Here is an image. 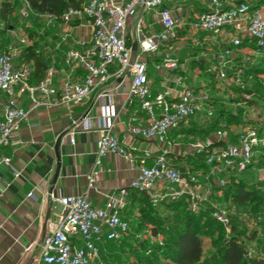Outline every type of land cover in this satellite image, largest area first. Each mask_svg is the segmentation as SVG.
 <instances>
[{
  "label": "built area",
  "instance_id": "1",
  "mask_svg": "<svg viewBox=\"0 0 264 264\" xmlns=\"http://www.w3.org/2000/svg\"><path fill=\"white\" fill-rule=\"evenodd\" d=\"M11 1L16 4L17 16L28 27H31L30 17L43 21L46 27L56 22H86L90 34L86 44L65 50L62 61L69 73L56 85L52 82L51 68H46L37 82H30V64H16L18 53L0 48V148L14 142L13 134L27 118L28 109L20 105V95L27 98L29 110L55 106L69 111L82 102H96L100 111L93 128L86 115L73 122L75 129L97 134L94 141L96 171L100 169L101 159L109 154L135 163L136 173L127 188L144 193L151 204L185 196L187 208L192 212L197 211L204 200L196 186L200 183L223 186L230 174L245 170L260 149H264V134L254 128L239 131L234 142H229L227 130L216 129L187 145V155L204 153L206 171L192 173L185 168L182 176L179 166L172 163L173 142L169 139L172 131L188 126L189 121L212 116V111L205 108L208 98L202 94L206 86L185 83L179 65L188 61V55L178 58L171 42L187 33L180 47L190 40L194 52L206 58L205 72L209 76L242 90L251 75L244 73V68L235 65V61L244 53L252 59L251 65L256 59L264 58V14L260 7L253 8L242 0H205L203 8L191 16L181 6L164 5L163 0H80L78 6H69L56 17L32 11L27 0ZM138 11L153 13L149 27L156 25L157 28L144 35L142 23L137 19L133 42H128L126 26L130 19L136 18ZM2 27L0 19V44ZM6 31L10 38L17 36L13 28ZM198 33L206 35L210 43L198 39ZM76 68L81 69L82 74L73 79L71 72ZM153 74H157L158 79L154 80ZM125 77L124 103L129 105L135 101L145 116L131 117L127 132L132 137L152 141L157 147L155 153L145 148L135 157L136 147L125 145L114 132L117 112L106 85L113 79ZM250 96L242 91L243 100L236 104L243 105ZM69 141L72 142L71 137ZM9 163V156L0 155V164ZM9 169L18 176L11 167ZM96 171L86 175L88 189L93 186ZM126 195V188L109 192L103 207L93 206L85 195L58 197L56 201L63 212L54 223H48L49 232L39 241V261L104 264L102 241H117L128 230L127 221L120 217ZM235 209L233 204L218 206L211 215L227 230L229 215Z\"/></svg>",
  "mask_w": 264,
  "mask_h": 264
},
{
  "label": "crops",
  "instance_id": "2",
  "mask_svg": "<svg viewBox=\"0 0 264 264\" xmlns=\"http://www.w3.org/2000/svg\"><path fill=\"white\" fill-rule=\"evenodd\" d=\"M163 2L170 7L181 6L186 13L193 16L203 8L205 0ZM147 16H151L152 20L150 22L145 20L144 26L142 25L143 34L149 35L157 28L156 25L149 27L153 21V13L138 11L136 18L130 19L127 23L126 41L133 42L132 33L136 20L144 21ZM36 34L40 44H53L43 52L38 51L45 59L46 68L53 70L52 82L56 85L69 73L62 61L65 50L86 44L90 27L86 22L72 24L56 22L45 31H38ZM186 35L187 33L171 42V46L175 47L174 54L180 59L187 55H199L198 52H194L195 47L190 40L185 46L180 47L182 39L188 37ZM197 38L210 43L203 33H198ZM15 42L13 38L1 34L0 48L15 52L13 49ZM176 47L180 49L177 50ZM14 62L19 64L18 56ZM81 74V69L76 68L71 72V78L77 79ZM126 87V77L113 79L106 85L112 94L114 109L117 112L114 132L125 145L136 147L135 157L145 148L155 153L157 147L152 141L132 137L127 132L131 117L145 116L135 101L129 105L124 103ZM18 99L20 105L28 109L27 118L13 134L14 142L0 148V155L10 157L9 164H0V264H44L38 258L39 241L49 232L48 223H54L63 212L56 199L68 194L85 195L93 206L103 207L109 192L126 188L125 206L120 210V217L128 221L129 215L137 206L136 192L127 188L129 180L136 173V165L109 154L101 159L100 169L96 171L94 141L97 134L94 131L75 129L73 126L74 121L86 115L89 117L90 126L94 127V119L100 111L96 102L91 104L90 101H85L72 106L69 111L55 106L29 110L25 95H20ZM183 128L181 126L169 134V139L173 142L172 154L176 156H182L187 152L188 140L179 137L187 133L182 130ZM72 130L75 131L70 133ZM70 137L72 142L69 141ZM55 144L58 168L52 182L57 161L54 153ZM172 163L180 166L184 161L172 160ZM10 167L18 176L12 174ZM91 171H96V177L92 188L88 189L86 175ZM100 247L102 253L105 252V246L101 244Z\"/></svg>",
  "mask_w": 264,
  "mask_h": 264
},
{
  "label": "rangeland",
  "instance_id": "3",
  "mask_svg": "<svg viewBox=\"0 0 264 264\" xmlns=\"http://www.w3.org/2000/svg\"><path fill=\"white\" fill-rule=\"evenodd\" d=\"M242 1L252 6L258 3L260 11L264 14V0ZM145 18L144 21L141 20L143 26L145 24V20H149V22L152 20L151 16H147ZM42 24L43 21L40 23L37 22L36 26L33 27V29L31 28V30L38 31ZM28 28L30 27L25 25V23L18 17L13 27V30L17 34L14 38L16 42L13 49L18 54L26 45H31L32 48L42 52L52 47L53 44H40V39L37 37L36 33L29 34V36H27L26 29ZM189 33L196 35V32ZM3 35L5 37H9L7 31H4ZM241 55L242 56L238 58L234 64L243 68H248V66L252 63V59L249 58V55L246 53ZM191 60L202 63V67L196 62L192 64L190 62ZM205 62H207V60L202 55L192 54L188 55L187 62L182 61L179 65V69L186 84H192L193 86H206L205 88L207 89L202 90V94L208 98L205 108L211 110L213 113L216 109H223V113H227V111L234 113V118L236 120L234 119V122L229 125V129L231 131L239 132L244 128L252 126L262 127V134H264V107L262 103L254 100L255 105L236 104L234 100L238 94L234 92L231 85L222 84L212 76H209L205 72ZM257 67L264 70V62H260ZM151 76L154 80L159 77L157 74H153ZM258 79L259 83L264 85V72L259 74ZM236 108L240 109V111H237ZM195 121L196 122L194 123H196V125H200L201 128L208 132L206 133L207 135L214 131L213 125L209 123L211 121V117L207 118L204 116L203 118ZM217 122H219V119ZM207 135H200V132L193 131L189 134H182L179 137L190 142L192 140H200ZM263 167L264 166L256 165V158L254 157L251 166L246 170V172L240 174L241 178L254 181V183L264 181ZM215 187L216 186L213 184L204 186L202 183L195 187L200 197L204 199L202 204L206 201V205L208 204L209 208L212 210L215 207L226 205L225 202L221 201L220 191L215 189ZM262 207L260 206L257 210L255 209L254 212L250 214L240 212L235 218H233L234 220L239 221L235 225L243 232V234L249 233L252 230H255L256 232V235L253 238L244 241L247 253L251 256H255V253L260 254L263 247V231L261 226L256 224L257 221L263 222L261 211V209L263 210ZM229 216L231 218L232 215ZM127 223L128 230L118 241H102L101 244L105 246V252L102 253L103 255L101 257L104 264H170L169 261L163 257V253H165L166 246L168 245V239L174 235V231L183 228V215L176 216L172 209H170L167 205H159L156 207L147 206L144 210H141V208L134 210L129 215ZM229 232L230 225L226 230L223 225L222 227H219L209 221L208 218L199 222L198 234L202 243L201 259L204 264H221L220 253L222 238L223 235H226Z\"/></svg>",
  "mask_w": 264,
  "mask_h": 264
},
{
  "label": "trees",
  "instance_id": "4",
  "mask_svg": "<svg viewBox=\"0 0 264 264\" xmlns=\"http://www.w3.org/2000/svg\"><path fill=\"white\" fill-rule=\"evenodd\" d=\"M236 1L238 2L241 0ZM27 2L31 10L34 12L49 13L57 17L67 7L78 6L80 0H27ZM258 6L259 4L257 3L252 7L254 8ZM17 18L16 4L11 0H0V19L3 23L1 34L7 29L13 28ZM29 21H31V27L26 29L27 36H29V34L37 33L38 31L43 32L45 31L44 29L49 28L46 27L43 22L38 31L31 30V28L33 29L37 22L40 23L41 20L35 17H30ZM18 61L19 63L25 62L30 64V82H37L41 79L46 64L44 57H42L38 50L32 48L31 45L25 46L18 54ZM262 61L264 62V58L256 59L252 65L248 66V68H244V73L251 75V79L247 84L248 86L246 85V87L241 90L238 87L231 85L234 92L238 94L234 102L239 103L243 100L241 92L244 91L251 96L250 99L244 101L243 105H255L254 100H257L261 102L264 107V85H261L258 79L259 74L263 73L264 70L257 67ZM191 63L194 64L195 61H191ZM236 109L237 111H240V109ZM223 112V109H216L214 113L212 112L211 121L209 123L213 125L214 131L216 129L227 130L229 133V142H234L238 132L231 131L229 125L234 122L235 115L231 111H227V113ZM218 119L219 122H217ZM251 128H254L259 133H262L263 131L262 127L251 126ZM182 130L187 131L186 134L192 133L193 131H198L203 135L208 133L201 128L200 125H196V123L192 121H189L188 128L184 127ZM170 157L174 161H184V164L179 166V169L182 171V176L184 175L183 171L185 168L192 173H204L207 169V166L204 163V153H198L195 155L186 154L182 156L170 154ZM255 158L257 166H264L263 148L260 149ZM249 167L239 173L230 174L227 182L223 186L215 187V189L220 191L221 201L225 202V206L233 204L236 208L235 212L230 214L232 215L231 218L229 216L230 232L223 235L222 238L220 253L221 264H264V181L254 183V181L241 178L240 174L246 172ZM135 200L137 205L136 209L141 208V210H144L147 206L156 207L159 205H167L172 209L176 216L183 215V228L174 231V235L168 239L166 251L163 253V257H165L170 264H204L201 259L202 243L198 234L199 222L208 218L213 224L222 227V225L211 216L212 209L209 208L208 204L206 205V201L197 209V211L192 212L187 208L188 200L185 196L167 203L162 202L151 204L144 193L136 192ZM260 206H263V210L261 209L263 222L257 221L256 224L261 226L263 231V247L260 254L255 253V256H251L247 253L244 241L253 238L256 235V232L255 230H252L249 233L243 234V232L235 225L239 221L234 220L233 218H235L240 212L245 214L253 213L254 210H257Z\"/></svg>",
  "mask_w": 264,
  "mask_h": 264
},
{
  "label": "water",
  "instance_id": "5",
  "mask_svg": "<svg viewBox=\"0 0 264 264\" xmlns=\"http://www.w3.org/2000/svg\"><path fill=\"white\" fill-rule=\"evenodd\" d=\"M135 48V43H133V46H132V50H134ZM57 146L56 144L54 145V153H55V156H56V169H55V173H54V176H53V179H52V182H54V179H55V176H56V172H57V168H58V156H57Z\"/></svg>",
  "mask_w": 264,
  "mask_h": 264
}]
</instances>
